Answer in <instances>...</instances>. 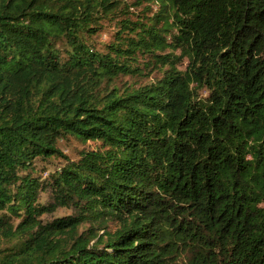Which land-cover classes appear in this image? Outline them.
Here are the masks:
<instances>
[{
  "label": "trees",
  "instance_id": "1",
  "mask_svg": "<svg viewBox=\"0 0 264 264\" xmlns=\"http://www.w3.org/2000/svg\"><path fill=\"white\" fill-rule=\"evenodd\" d=\"M0 264H264V0H0Z\"/></svg>",
  "mask_w": 264,
  "mask_h": 264
},
{
  "label": "rangeland",
  "instance_id": "2",
  "mask_svg": "<svg viewBox=\"0 0 264 264\" xmlns=\"http://www.w3.org/2000/svg\"><path fill=\"white\" fill-rule=\"evenodd\" d=\"M158 6H159L158 3H154L153 4L154 10H159ZM112 32H113V25L110 23H107V26L104 27L103 32L100 34L99 37H97V40L99 42L100 41L106 42V41L110 40ZM61 147H62L64 154L69 156V158H71V159H75V158H77L78 150L82 149L84 147V145L78 141H75V140L70 141L69 140V141H62ZM62 160H65V159L64 158H61V159L60 158H54V160L52 162L48 163V165H50L51 170H53L58 165H60L62 162H64ZM37 167L39 168V171H41L43 168H45V170H46L44 172L45 174L47 172H49V170H47V167H46V165H44V163L37 162ZM44 199H45V195L43 197V200ZM70 213H71L70 209L61 207V208L57 209V211L55 212V216L67 215Z\"/></svg>",
  "mask_w": 264,
  "mask_h": 264
}]
</instances>
